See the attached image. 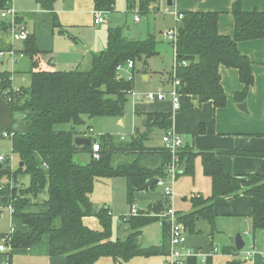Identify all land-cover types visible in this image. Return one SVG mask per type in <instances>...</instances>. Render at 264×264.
I'll use <instances>...</instances> for the list:
<instances>
[{"label":"trees","instance_id":"obj_1","mask_svg":"<svg viewBox=\"0 0 264 264\" xmlns=\"http://www.w3.org/2000/svg\"><path fill=\"white\" fill-rule=\"evenodd\" d=\"M37 1L50 13L37 15L35 31L28 35L20 49L23 55L31 59L30 85L15 88L12 73L0 72V95L14 112L22 115L17 131L3 128L0 131L2 135L4 131L13 133L10 137L12 151L19 155L23 163V166L13 170L3 165L9 161L7 158L0 168V179L5 176L18 181L20 174L30 176V182L25 187H11L9 183L0 185V201L7 197L6 205L12 208L13 216L27 227L26 230L16 229L9 234V246L13 249L28 248L37 255H66L67 264H94L102 257L112 258L113 264H124L136 256H167L170 240L166 220L164 229L167 235L161 245L144 247L140 242L142 228L159 220L152 214L163 211L165 203L155 202L148 210L130 215L128 236L125 239H112L109 208L96 210L91 194L97 178L123 177L126 179L127 201L133 205L135 193L142 190L150 179L165 177L171 160L170 151L164 145L148 146L147 142L155 128H160L163 133L172 128V115L145 114V130H137L128 141H117L112 134H102L98 143V158L93 156L92 137H88L90 145L75 142L77 137H83L78 127L86 124L87 119L100 116L120 118L125 114L134 78L125 77L118 68L133 60V72L136 70L135 61L143 65L145 72L148 58L158 53L157 40L154 36L129 38L122 26H109L107 47L92 54L90 69L47 68L36 56L52 52L56 30L71 39H75V36L63 28L54 11L55 0ZM157 1L140 0V9L147 12L150 4ZM11 2L0 0V9L8 7ZM115 3L116 0H94V9L108 13L113 11ZM127 4L128 9H132L136 1L127 0ZM180 13L183 17L177 25L183 28V32L178 35L177 55L180 60H187L188 64L177 67L179 92L193 96L199 104L211 100L216 108L224 107L227 96L220 73V66L224 65L238 69L244 87L235 92V100L244 101L255 79L252 61L240 52L238 44L264 38V11L256 8L244 10L242 0L234 1L233 36L219 32L220 12L189 10ZM17 19L21 21L19 17ZM4 25L2 23L1 28ZM8 48L0 38V50ZM62 124H69L70 128L58 129L57 125ZM200 130H204L203 124ZM79 151L90 153L88 163L80 164L74 160ZM218 154L264 157V151L195 150L191 145H184L179 152L184 168L182 173L193 174L195 159L201 156L204 173L212 178V194L209 197L192 196V210L178 212V219L185 224L189 233L202 232L197 222L204 220L210 227V233L214 234V200L218 196L239 195L242 192L253 199V230L264 229V174L246 175L244 189L241 190L233 184L232 176L217 157ZM95 216L101 224L100 229L86 221ZM227 264L242 263L231 260Z\"/></svg>","mask_w":264,"mask_h":264},{"label":"crops","instance_id":"obj_2","mask_svg":"<svg viewBox=\"0 0 264 264\" xmlns=\"http://www.w3.org/2000/svg\"><path fill=\"white\" fill-rule=\"evenodd\" d=\"M118 1L116 0L113 11L104 12L106 22L95 23L94 13L96 10L94 9V0H55L54 11L57 13L63 28L74 35L75 39L60 34L56 30L53 36L52 52L49 54L40 53L36 56L42 62V65L54 70H61L63 65L69 63L64 61L65 48L71 46L76 49L75 53L77 56L76 60L72 61L73 66H76V69L79 68L86 59L88 61L86 65L89 66L91 62L89 55L100 52L107 47L108 28L112 26L109 19L115 11ZM135 1V6L132 9H128L127 0H122L121 11L129 12L133 10L135 13H141L144 16L148 14V20L149 16L159 9L160 6V0H158L151 3L148 11L144 12L140 9V1ZM168 1L167 6L173 7L171 10L174 15L175 12L180 13L189 10L220 12L219 32L224 35H234L235 24L232 5L236 0H171V5ZM11 4L18 11V17L21 19V21H18V19L17 21L27 28L29 34L35 31L37 15L50 13L37 0H12ZM242 7L244 10L256 8L264 11V0H242ZM135 17L136 15L134 16L135 31L132 33L130 26L126 30L123 27L125 35L134 39H145L149 36H154L156 39L155 32L151 31L150 26L146 25L140 16L138 20ZM85 19L87 22L82 21ZM2 23L5 25L1 28ZM177 24L176 20L175 25L168 27V29L173 28ZM84 25L87 30L92 32L93 38L82 35L81 31L78 34L72 31L75 28H84ZM168 29L160 31L165 40L164 33ZM4 33H8V37H5ZM0 38L3 44L7 48L9 47L8 49L0 50V52H3V55L0 56V72L10 71L12 73L13 86L15 88L25 87L22 83L17 84L16 80L20 73L27 71L24 70L26 67L21 69L17 67H19L20 62L23 65L22 59L25 57L29 58L30 66L28 63L27 67L30 68L27 72L31 82L29 73L31 70V59L20 52L24 40H14L11 37L8 21L3 19L1 15ZM238 47L240 52L248 56L252 61L255 79L244 101L238 102L235 100V92L242 90L244 87L240 81L238 69L221 65V82L227 96V103L224 107L216 108L211 100L199 104L193 96L181 94V108L178 111H174L170 98L146 101L143 95L140 96V94L136 93L137 90H134V83L133 91L135 94L130 93L129 95V100L131 96L133 99L132 106L128 108V101L125 114L120 118H116V120H119L118 123L120 125H125L127 120L131 121L133 132H131L130 136H132L137 131L139 122L144 127L145 114L167 113L172 115V128L182 137L184 145H191L195 150L211 148L214 150L264 151V38L241 41ZM60 62L62 65L59 64ZM170 71L171 69L166 74H163L160 87L157 90L150 91L162 90L168 92L170 89ZM142 76L147 81L150 77V72H142ZM244 102L247 104V111H243L238 107L239 104ZM202 124L204 125L203 131L200 130ZM92 127V125H89L88 129L86 128L82 132V136L85 138L92 137L89 131V128ZM92 129V132H94V128ZM162 135L163 132L159 143L148 144L149 140L147 145L163 146ZM217 157L223 162L227 172L232 176L233 184L241 190L244 189L243 181L246 179V175L253 173L264 174V157L236 154H218ZM183 169L182 166L180 171H183ZM180 171V175L173 183L174 191L170 199L165 195L164 190L157 185L156 187L142 189L135 193L134 205L137 209L146 211L155 202H163L165 203V208L170 204L177 212L187 213L192 210V196L202 195L209 197L212 194V178L204 173L201 156H197L195 159L193 174H184ZM114 178L116 180L121 177ZM114 178H97L94 191L91 194V200L94 206L97 205L96 203L99 204V209L102 207L109 208L111 217H113L115 211L111 206L117 208V205H119L115 202V195L117 191L120 192L121 196H123L122 201L128 205L129 212L118 214V224L121 229L117 228V230L120 231V236H114L112 223V239H125L130 233L128 219L132 205L126 200V179L124 178L125 181H117L118 183H116V181H113ZM99 180H105L101 181L104 186L101 198L98 195L94 196L97 185L100 182ZM118 208L122 209L124 207L121 205ZM214 209L216 213V231L214 234L210 233V227L204 220L197 222V227L202 232H188L184 249L191 251V255L187 257L186 264H227L231 260H240L242 264H264V229L253 230L251 218L253 210L252 197L242 192L239 195L218 196L214 200ZM16 220L17 227L15 229H27L20 220ZM165 220V218H160L142 228L140 242L144 247L159 246L164 242V236L167 235V231L164 229ZM238 233L242 235L245 241V245L240 251L237 250L235 244V238ZM9 248L12 249V253L8 249L0 251V264H67L66 255H37L33 254L28 248ZM248 250H252L253 253L249 259H245L244 256ZM5 252H7L8 257L3 255ZM12 254L14 256L23 254L26 259H13L14 256H11ZM94 264H113V260L110 257H102ZM124 264H168V258L166 255L136 256Z\"/></svg>","mask_w":264,"mask_h":264},{"label":"rangeland","instance_id":"obj_3","mask_svg":"<svg viewBox=\"0 0 264 264\" xmlns=\"http://www.w3.org/2000/svg\"><path fill=\"white\" fill-rule=\"evenodd\" d=\"M140 1V0H137ZM122 5L123 2L122 0L118 1V5L116 6L115 11L112 13L110 16V24L112 26H122L125 27V30L130 26V30L133 33L135 31V26H134V16H140L142 20H144V23L146 25L148 24L151 28L152 32H155V36L157 39V51L155 55L151 56L148 58V65L146 71L150 72V77L147 81L143 79L142 72H144L143 65L139 63L138 61H135L136 64V70L133 72L132 69H129L126 65L122 67L121 70H119L122 75L125 77L131 76L132 78L135 77L134 83H135V89L139 92L136 91V93L143 95L144 92L150 91V90H157L160 85H161V79H163V74H166V72L171 69V65L173 64V58H174V51H173V46L172 43L168 42L163 38V35H161L160 31L168 29V27L175 25L176 22V16L174 15L172 6H167V0H160L159 1V9L155 10V12L149 16V19L147 20L148 14L146 16L142 15L141 13H135L133 10L129 12H122ZM167 9V10H165ZM84 22H87L86 19L82 20ZM178 26V25H177ZM175 27V26H174ZM179 30V26H178ZM72 31L75 34H78V32L81 31V34L84 36H87L89 38H93L92 32L87 30L86 26L84 25V28H75L72 29ZM70 31V32H72ZM5 37H8V33H4ZM59 43V40H58ZM81 47V45H79ZM60 48V45H59ZM76 49H73L71 46L69 48H65V53H64V61L69 62L66 65H63L61 70H72L73 68L76 69V66H73L72 64L73 60H76ZM90 57L92 56L91 54L89 55ZM23 65L20 62L19 64V69L25 68L24 70H29L30 67H27L28 63L30 66V60L28 57H25L22 59ZM87 59L84 61V63L79 66L80 69H90L91 68V62L90 65L87 66ZM61 64V62L59 63ZM62 65V64H61ZM78 67V66H77ZM27 71H23L22 73L19 74L17 77L16 83L17 84H23L25 87H28L30 85V80H29V75ZM27 79V80H26ZM24 82V83H23ZM169 83L171 84L170 80V73H169ZM140 98V97H139ZM138 98V99H139ZM147 101V100H146ZM133 103L132 96L130 97L129 103H128V108H131ZM119 120H116V117L113 116H100L96 118H91L88 119L86 124L81 125L78 127V131L81 133L87 128L89 125H92L94 128L91 132V136L94 139V144L95 143H100V138L102 134H112L113 136L116 137L117 141H128L130 140L135 134L131 135V132H133V127L131 121L127 120L125 125H120L118 123ZM137 130L139 131H144L145 127L141 125V122L138 123ZM58 129H68L70 128L69 124H62V125H57ZM162 130L160 128H155L154 131L151 133L152 137L148 144H153V143H159L160 138H161ZM0 155L6 156L9 161L4 162L3 165L5 167H10L13 170H16L20 166V158L19 155L15 152L12 151V140L10 137H5L4 135L1 134L0 131ZM74 160L80 164H86L90 160V153L86 151H79L75 154ZM2 163V162H1ZM23 166V165H22ZM122 179V180H121ZM99 185H97V188L95 190L94 196L98 195L99 198H101L102 195V190L104 189V186L101 184V181L105 180H99ZM113 181L118 183L117 181H125L124 178H115ZM30 182V176L28 174H20L18 175V181H13L11 179H8L7 177H3L0 179V185L5 186L6 184L9 183L11 187H16V188H21L28 186ZM121 191V190H120ZM46 196V193L43 194V197ZM123 196H121L120 192L117 191L115 195V202L119 205L116 207H112L115 213L113 214L112 217V223H113V229H114V236H120V231L117 230V228L121 229L120 225L118 224L119 222V213H127L128 211V205L126 202L122 201ZM126 200H127V195H126ZM98 202V201H96ZM128 202V201H127ZM95 209H99V204L96 203ZM123 206L124 208H118L120 206ZM104 206V205H100ZM130 206V205H129ZM140 212V210H138ZM165 208L162 212L158 213L156 216L160 218H165L162 217L164 214ZM178 213V212H177ZM4 214V215H3ZM87 223L91 225L94 228L100 229L101 224L97 217H92L88 218ZM17 227V220L13 216L11 209L8 205L3 204L2 201H0V234H6L4 236L0 235V244L4 242V237L8 236L11 234L15 228ZM13 229V230H11ZM123 229V228H122ZM10 247V246H9ZM8 247V250L10 253H12V249ZM3 255L8 257L7 252H5ZM11 256H14L12 254ZM13 259H26L23 254H16Z\"/></svg>","mask_w":264,"mask_h":264},{"label":"built area","instance_id":"obj_4","mask_svg":"<svg viewBox=\"0 0 264 264\" xmlns=\"http://www.w3.org/2000/svg\"><path fill=\"white\" fill-rule=\"evenodd\" d=\"M0 15L3 19H6L8 21L9 32L14 40L21 41L27 39L29 32L23 24H20L17 21L18 11L12 4L2 9L0 11ZM94 16H95V23L106 22V18L104 16L103 11L96 10ZM175 16L177 22H179L182 19L183 14L175 12ZM135 19L138 20L139 16H136ZM178 35H179V31L177 25L173 28L168 29L164 33L166 40L172 43L173 51H174L173 64L170 71L171 84L169 91L168 92H164L162 90L147 91L143 94L144 98L149 101L165 100L167 98H170V100L172 101L174 111H178L181 108V93L178 90L180 81L176 77L177 67L180 65L188 64L187 60H180L178 58L177 55ZM2 55L3 52H0V56ZM126 66L129 69H132L134 67V61L129 60ZM122 67L123 66H120L118 68V71L121 70ZM128 78L131 79L132 77L129 76ZM0 89H1V82H0ZM132 93L135 94L134 91H132L131 94ZM90 131H92V128H90ZM12 134L13 133H9L6 131L3 132V135L5 137H12ZM162 143L170 151L171 160L167 165L166 176L158 178V182L156 183V185L161 187L164 190L165 195L168 197V199H170L174 191L173 183L177 180L179 171L182 168V162L179 157V152L180 149L184 146V141L182 137L173 128H170L169 130L163 133ZM99 150H100L99 144L98 143L93 144L94 157L96 158L99 157V152H98ZM6 160H7L6 156L0 155V162L3 163ZM10 209L12 212V208ZM137 213H139V211L137 207L133 204L130 209V215H136ZM162 217H165L169 225L168 234L170 240V251L169 254L167 255L168 264H186V259L188 256L191 255V251L184 249V244L187 241V237H188V231L185 224L178 219L177 211L170 204L167 205ZM10 238H11L10 235L3 238L4 242L0 244V251H6L8 249L9 247L8 242ZM252 253H253L252 250H248L244 258L249 259Z\"/></svg>","mask_w":264,"mask_h":264},{"label":"water","instance_id":"obj_5","mask_svg":"<svg viewBox=\"0 0 264 264\" xmlns=\"http://www.w3.org/2000/svg\"><path fill=\"white\" fill-rule=\"evenodd\" d=\"M168 3L171 5L172 1L169 0ZM179 34H181L183 32V28L179 27ZM239 109L243 110V111H247V104L244 102L242 104L238 105ZM22 118L21 114H18L16 112H14L11 108V106L9 105V103L4 99V97L2 95H0V128L3 129H11L13 132L17 131V126H18V122L19 120ZM75 142L78 145H90L91 141L88 138H84V137H77ZM23 163H20V166H22ZM2 167V163L0 162V168ZM181 173L183 171H180ZM158 182V178L154 177L152 179H150L145 186L142 187V189H148L153 187L156 183ZM1 201L3 202V204L7 203V197H3L1 199ZM235 244H236V248L237 250H241L243 249L244 245H245V241L242 237V235L240 233H238L236 235L235 238Z\"/></svg>","mask_w":264,"mask_h":264}]
</instances>
